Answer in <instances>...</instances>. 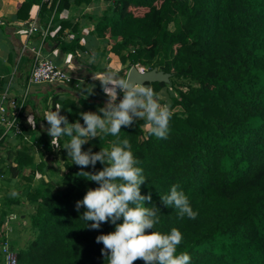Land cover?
I'll return each mask as SVG.
<instances>
[{
	"label": "trees",
	"instance_id": "1",
	"mask_svg": "<svg viewBox=\"0 0 264 264\" xmlns=\"http://www.w3.org/2000/svg\"><path fill=\"white\" fill-rule=\"evenodd\" d=\"M94 1L23 0L17 17L25 21L38 15L43 27H54L64 10ZM105 1L103 12L90 17L96 20L97 37L120 57L115 74L126 78L132 66L153 69L161 62L178 96H172L166 139L150 134L146 121L136 119L131 126H122L118 137L98 131L82 150L98 152L110 149L117 139H129L146 177L141 194L152 197L146 206L159 208L156 229L181 232L177 253L187 252L190 264H264V0ZM71 25L62 20L57 35ZM57 41L74 47L72 42ZM96 82L103 93L100 81ZM69 83L78 89L77 81ZM167 85L157 81L147 86L159 94ZM51 103L53 111L61 105L60 114L69 123L81 124V112L105 105L103 99L83 94L56 97ZM177 106L180 110H174ZM2 133L0 145L6 138ZM69 139L60 137L61 146ZM48 143L50 154L57 153L51 137ZM13 153L15 165L7 172L31 181L25 172L29 169L34 175V157L22 148ZM64 159L67 171L61 185L51 180L43 190L31 192L25 186L21 195L4 196L0 230L12 205H20L22 198L34 209L29 215L34 238L19 248L12 238L20 264H108L96 237L114 231L115 225L109 221L92 229V222L82 218L86 209H76L86 191L99 185L80 177L81 168L71 158ZM46 163L36 169L43 171ZM103 167L98 161L83 171ZM173 184L187 195L198 213L195 219L181 218L178 209L163 204L161 196L169 194ZM122 222L121 217L117 223ZM0 264H4L1 252ZM134 264L145 262L138 259Z\"/></svg>",
	"mask_w": 264,
	"mask_h": 264
},
{
	"label": "clouds",
	"instance_id": "2",
	"mask_svg": "<svg viewBox=\"0 0 264 264\" xmlns=\"http://www.w3.org/2000/svg\"><path fill=\"white\" fill-rule=\"evenodd\" d=\"M102 90L108 97L107 102L98 111L81 112L83 124L77 120L69 123L66 116L60 114L61 106L45 113L44 119L49 127L47 134L52 137L51 145L67 150L72 162L80 166V177L98 183V187L89 188L83 199L76 202L85 221H91L90 227L98 229L102 223L111 221L115 230L100 234L97 243H102V255L108 264H134L141 259L145 264H190L191 257L187 252L177 253V246L182 241V234L177 228L169 233L156 229L160 223L159 208L147 207L146 201L152 197L141 194V185L146 177L143 169L138 167L139 161L134 157L129 139H117L111 148H101L93 152L91 148L82 150V145L90 139L98 137V131L118 137L122 126H131L134 120H145L147 131L157 138L166 139L169 121L173 115L170 103L161 104L163 96L152 87L134 83L130 79L121 78L115 73H106L100 80ZM118 92L123 98L118 100ZM29 124L35 128L36 121L28 117ZM70 139L61 146L59 138ZM104 167L97 172H86L89 165L93 168L97 162ZM10 195L16 197L13 190ZM166 207L178 209L181 218L185 215L195 219L189 199L178 184H173L169 194L161 196ZM123 218L122 223H117Z\"/></svg>",
	"mask_w": 264,
	"mask_h": 264
},
{
	"label": "crops",
	"instance_id": "3",
	"mask_svg": "<svg viewBox=\"0 0 264 264\" xmlns=\"http://www.w3.org/2000/svg\"><path fill=\"white\" fill-rule=\"evenodd\" d=\"M97 1L90 5H73L70 9L61 12L56 25L49 27V32L42 43L43 29L45 30L47 25L43 27L44 22L39 21L38 15L35 18L38 21L40 30L28 36V24L35 18L25 21L18 19L17 11L23 0H0V93L8 89L12 94L20 96L26 89L35 61V51L33 50L35 48H39L43 56L68 70L73 76L72 80L78 82L77 86L79 89L73 88L69 82L60 85L43 83L32 87L28 93L20 118L19 130L11 131L5 135V142L0 145V190L2 192L0 194V206L3 205L4 196L7 192L10 193V190L13 189L19 191L16 184L21 187L28 186L31 192L43 190L44 184L38 186L36 183L46 177L48 169L50 171L53 166H58L57 162H54V165L46 163L43 171L36 169V166L41 162H46L47 157L50 155L48 140L51 136L47 134L46 129L49 125L44 116L45 113L53 111L51 101L54 98L58 97L63 100L67 97H76L78 94H83L87 97L95 95L98 99H103L105 103L107 102L108 97L104 92H100L96 81H99L105 75L103 71H100V68L105 67V65H109L112 68L116 67L115 61H117L116 57L118 55L110 52L108 45L105 47L107 43L99 39L94 32L96 20L92 19L90 15H95ZM62 20L71 21L72 25L66 27L63 34L58 36L57 32L60 29ZM58 38L66 43L72 42L74 47H64L58 43ZM102 57L104 58L103 60H101ZM107 57L109 58L108 60ZM122 98V92L118 93V102ZM86 111L95 112V109L87 108L84 112ZM29 116H32L36 121L35 128L29 124ZM27 130L33 131V133L27 132ZM38 142H41V144ZM18 148H22L34 157L32 165L33 170H35L34 175H29L30 173L26 174L25 172L26 176L31 177V181H26L22 174L14 176L7 172L8 169L6 170V168L15 165L13 152ZM60 149L62 148H54V152L57 153L53 156H60ZM57 160L58 158L55 161ZM52 180L56 182L57 179L53 178ZM8 188L10 189L8 190ZM26 201L29 200L27 199ZM22 204L25 203L22 202ZM22 204L20 205L22 206ZM20 205H12L11 214L14 218L11 223L14 229L16 227V230H19L21 220L26 221V215L19 208ZM12 238L14 240L16 237L12 234Z\"/></svg>",
	"mask_w": 264,
	"mask_h": 264
},
{
	"label": "built area",
	"instance_id": "4",
	"mask_svg": "<svg viewBox=\"0 0 264 264\" xmlns=\"http://www.w3.org/2000/svg\"><path fill=\"white\" fill-rule=\"evenodd\" d=\"M29 29L27 35L31 36L35 34L39 29L38 21L36 18L29 22ZM50 25L43 29V36L41 42L45 41V38L49 32ZM35 51V61L31 73L29 75L28 86L21 93L20 96L12 94L8 89L0 93V132L2 137L9 134L11 131L19 130L20 118L26 104L28 93L32 87L36 84H65L73 79L72 74L59 66L53 60L43 56L39 48L33 49ZM139 67V65H136ZM147 69L142 70L145 72ZM141 71V70H140ZM12 214L5 216L3 223V229H1L0 235V252L3 257L4 264H20L17 252L12 245L13 226L11 220Z\"/></svg>",
	"mask_w": 264,
	"mask_h": 264
},
{
	"label": "rangeland",
	"instance_id": "5",
	"mask_svg": "<svg viewBox=\"0 0 264 264\" xmlns=\"http://www.w3.org/2000/svg\"><path fill=\"white\" fill-rule=\"evenodd\" d=\"M97 5H96V11L94 12V14L95 15H100L102 12H103V10L107 7V2L105 1V0H98L97 2ZM108 45V49H109V44L107 43V44H105V47ZM109 51H110V49H109ZM111 52V51H110ZM109 54V53H108ZM104 57H106L105 55H104ZM119 57V56H118ZM118 57H116V60L117 61H115L116 62V67L115 68H112V67H110L109 65H105V67H102V68H100V69H102V70H105V74H106V72L107 73H115V72H117L118 71V68H119V62H120V57H119V59H118ZM98 58H100V57H98ZM104 58L102 57L101 58V60H103ZM109 58L107 57V60H108ZM99 60V59H98ZM106 60V59H105ZM138 65V64H137ZM158 66L157 67H154V68H156L158 71H160V70H162V68H163V66L165 65H163L161 62H158V64H157ZM137 67V66H136ZM138 68V70H143V68L144 67H142V66H139V67H137ZM153 68V69H154ZM147 70H152V69H147ZM104 72V71H103ZM65 84H67V83H65ZM55 85H60V84H55ZM62 86H64V85H62ZM185 89V88H184ZM118 93H120V92H118ZM159 94L160 95H162L163 96V99L160 101L161 102V104H164V102H166V103H172V96L174 95V96H178V92L176 91V86H174V85H172L171 84V80H170V82H168V85L166 86V87H164L160 92H159ZM117 102H118V100H117ZM174 110H180V106H177V107H174ZM20 125V124H19ZM145 128H146V126H145ZM61 151H60V156H53L52 154H50L48 157H47V159H46V162L47 163H49L50 165H54L53 163L54 162H57V165L58 166H53V169L52 170H50L49 171V169H48V171H46L47 172V174H46V177L45 178H43L42 179V181H38L37 183H36V185H38V186H42L41 184H44L43 186H45L49 181H51L53 178H56L57 180H56V182H58V183H60L59 185H61V181H60V178L65 174V172L67 171V168H66V163H65V159H64V156H68V153H67V150H65L63 147H62V149H60ZM52 156V157H51ZM56 158H58V160L57 161H55L56 160ZM68 158H70L69 156H68ZM7 169H9V167L8 168H6V170ZM29 170V169H28ZM27 173H29L27 170H26V174ZM49 175V176H48ZM40 184V185H39ZM15 186V185H14ZM16 186H17V189H19V191H16L15 189H13L12 187H11V189H13V190H15L17 193H18V195H21V191L23 190V189H25V187L24 186H20L19 184H16ZM15 186V187H16ZM32 188H34V187H32ZM10 188H8V190H9ZM7 190V191H8ZM13 190H10V192L11 191H13ZM8 193V192H7ZM4 194V193H3ZM27 199H24V198H22L21 199V204H22V202H24L25 204H22V206L20 205V209L22 210V212L23 213H25V215H26V217H25V220L26 221H24V220H21L20 221V228H19V230H16V227H15V229H13V235L16 237L15 239H14V245L15 246H17V248H19V247H23V246H25V245H27L28 244V242L30 241V240H32L33 238H34V231H33V229H32V227H31V224H30V218H29V215H30V213L34 210L33 209V206H32V204H30V201H26ZM14 228V227H13ZM1 229H3V226L1 227Z\"/></svg>",
	"mask_w": 264,
	"mask_h": 264
},
{
	"label": "water",
	"instance_id": "6",
	"mask_svg": "<svg viewBox=\"0 0 264 264\" xmlns=\"http://www.w3.org/2000/svg\"><path fill=\"white\" fill-rule=\"evenodd\" d=\"M126 78L130 79L134 83H139L147 86L149 82H169L170 74L165 73L162 70L158 71L156 68L142 72L138 70L136 66H132Z\"/></svg>",
	"mask_w": 264,
	"mask_h": 264
}]
</instances>
